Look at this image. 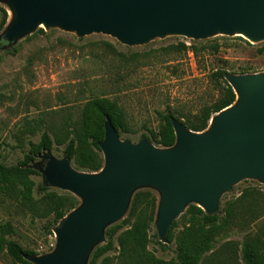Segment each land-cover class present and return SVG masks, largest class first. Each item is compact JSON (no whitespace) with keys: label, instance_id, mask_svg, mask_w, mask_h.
Returning a JSON list of instances; mask_svg holds the SVG:
<instances>
[{"label":"rangeland","instance_id":"1","mask_svg":"<svg viewBox=\"0 0 264 264\" xmlns=\"http://www.w3.org/2000/svg\"><path fill=\"white\" fill-rule=\"evenodd\" d=\"M2 9L7 12L8 20L0 31V163L32 170L28 178L33 183V194L30 201H25L20 188L13 194L0 192V224L9 226L3 237L34 251L36 256L54 252V230L63 220L54 223L46 196L68 194L75 197L78 204L68 213L81 204L80 197L44 183L38 170L44 161L38 155L23 164L29 143H38L43 130L48 129L53 139L56 136L50 153L56 158L67 157L63 153L66 140L72 138L79 127L85 101L91 97H106L116 100L125 113L128 130H120V140L137 143L146 138L155 147L165 148L157 144L156 139L166 106L194 111L213 96L211 85L204 72L198 69L192 50L175 53L170 49L179 42L200 46L203 42L217 40L221 49L216 58L210 57L207 67H224L230 74H240L242 68L247 70L245 74L264 73V40L252 42L220 33L203 40L165 36L142 45L127 46L100 33L79 37L58 27L40 25L7 45L2 34L13 12L7 2L0 1V20ZM210 124L211 121L202 132L207 131ZM59 140L63 143L58 144ZM70 163L81 171L73 161ZM246 188L255 191L240 199ZM140 191H150L156 198L147 250L164 260L172 258L174 241H161L155 228L160 194L154 188L139 187L132 192L123 217L105 227L103 240L92 248L86 264L96 250L109 241L107 229L120 226L127 219L133 197ZM229 202L236 203L234 215L229 224L219 230L213 250L203 255L199 264H242L240 249L249 237L260 240L264 253V184L245 179L232 185L220 196L216 215ZM192 205L196 204L189 203L173 222L174 236L182 229L183 215ZM140 215L145 217L143 213ZM122 230L124 228L111 237L112 248L98 258L97 263H134V260H125L126 252L117 242ZM0 264H16L1 244Z\"/></svg>","mask_w":264,"mask_h":264},{"label":"water","instance_id":"2","mask_svg":"<svg viewBox=\"0 0 264 264\" xmlns=\"http://www.w3.org/2000/svg\"><path fill=\"white\" fill-rule=\"evenodd\" d=\"M13 18L2 34L7 45L40 25L83 37L92 33L127 46L154 38L203 40L220 33L252 42L264 40V0H0ZM236 101L216 113L197 133L171 119L175 143L157 148L146 138L122 141L109 118L99 147L101 171L86 173L67 157L43 150L38 167L44 183L81 198L55 228L56 249L32 256L33 264H86L103 240L105 227L126 212L132 192L151 187L160 194L155 228L166 242L173 222L189 203L206 214L218 211L222 193L245 179L264 184V73L226 75Z\"/></svg>","mask_w":264,"mask_h":264},{"label":"trees","instance_id":"3","mask_svg":"<svg viewBox=\"0 0 264 264\" xmlns=\"http://www.w3.org/2000/svg\"><path fill=\"white\" fill-rule=\"evenodd\" d=\"M7 20L8 14L2 9L0 31L6 25ZM170 49L175 53H187L189 49L192 50L198 69L204 72L207 82L211 85L213 96L210 101L202 103L194 111L182 107L166 106L161 117L158 139H156L157 144L165 148L171 147L175 143L171 119L182 122L191 131L202 132L208 127L209 122L216 113L230 107L237 98L236 93L225 78L231 72H228L224 67H207V62L210 63V57L216 58L219 54L220 42L217 40L206 41L200 46H187L184 42H179L171 45ZM245 73H247V70L242 68L240 74ZM106 118L110 119L118 134L120 130H128L125 113L116 100L106 97L88 98L81 110L78 129L74 130L72 138L67 137V144L63 153L81 171L98 172L103 167V156L99 144L104 138ZM55 137L52 138L48 129L43 130L38 143H29V151L23 164H26L28 160H31L43 150L51 151ZM56 142L58 144L63 143L62 140ZM32 172V170L23 169V167L7 166L0 163V192L13 194L17 188H20L22 199L30 201L33 194V183L28 178V174ZM254 191L255 189L249 190L246 188L239 198L251 196ZM46 198L48 204H50L55 224L78 204L77 199L68 194L57 197L50 194ZM155 205L156 198L152 192L140 191L136 193L127 219L120 226L107 229L109 241L96 250L89 264H106L103 262L97 263V260L112 248L111 237L123 228L124 230L117 237V242L126 252L124 254L125 260L127 258L134 260V263L131 264H199L203 255L213 250L219 230L229 224L234 215L236 203H226L217 215H208L200 207L192 205L183 215L184 222L180 232L176 236L172 234L175 223L169 229L166 243L174 241L175 249L174 255L168 260L158 258L147 250L149 243L148 230L153 220ZM141 213L145 217L141 216ZM5 231H9V226L0 224V244L13 262L16 264H33L28 258L36 256L35 252L22 248L19 243L10 238L3 237L2 234ZM259 243V239L252 237L244 240L240 249L242 264H264V253L261 251Z\"/></svg>","mask_w":264,"mask_h":264},{"label":"bare ground","instance_id":"4","mask_svg":"<svg viewBox=\"0 0 264 264\" xmlns=\"http://www.w3.org/2000/svg\"><path fill=\"white\" fill-rule=\"evenodd\" d=\"M242 37H244L242 34H240Z\"/></svg>","mask_w":264,"mask_h":264}]
</instances>
